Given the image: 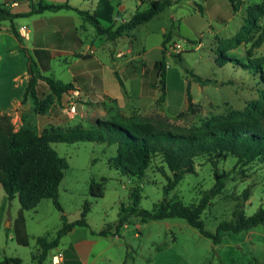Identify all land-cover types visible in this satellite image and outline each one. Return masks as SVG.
I'll use <instances>...</instances> for the list:
<instances>
[{
  "label": "rangeland",
  "instance_id": "rangeland-1",
  "mask_svg": "<svg viewBox=\"0 0 264 264\" xmlns=\"http://www.w3.org/2000/svg\"><path fill=\"white\" fill-rule=\"evenodd\" d=\"M154 1L126 0L128 8L124 16L130 18L136 12L133 10L134 2L139 3L140 11H143ZM96 2L78 0L77 3L93 7ZM258 6L264 9V0H238L237 11L233 10L229 0H172L164 12L135 30L133 40L136 46H147V49L161 47L163 28H167L166 36L172 31L173 35L166 45V48L171 47L173 50L170 52L166 49L168 68L165 80L173 106L177 107L178 112L185 107L178 116L168 113V116H162L154 111L148 118H166L175 125L195 129L207 124H237L241 121L238 114L251 108L260 99L263 84L258 76L244 71L242 67H235L231 63L220 67L216 59L219 51H224L229 56L246 60L247 52L258 34L254 35L252 43L243 41L238 44L236 40L248 12ZM261 24L264 25V16ZM177 45H181L182 49H175ZM180 53L182 62L174 57ZM254 53L264 56V44ZM19 64L18 59L11 72L6 62L0 63L2 87L7 86L8 77H13L19 71ZM187 70L204 80L216 82L206 87L190 83L193 97L191 110L185 106L190 82ZM40 101V113H45L51 105V99ZM60 114L65 121L69 120L63 112L60 111ZM3 116L7 114H0V126L4 124ZM76 118L72 121L75 125L60 129L91 128L97 123V119L77 123L79 117ZM14 127L16 130L17 127ZM36 131L40 135L51 129ZM53 147L69 163L59 190V203L65 216L69 222L79 220L85 202H91L87 221L97 233L114 230V221L118 219L121 204L132 203L130 196L134 187L142 189L140 206L145 210H153L165 198L171 205L197 207L204 193L215 184L216 174L224 172L230 176L225 190L200 215L207 231L215 234L220 223L230 221L238 203L247 216L264 208V163L260 161L243 166L237 159L229 157L220 159L214 165L208 157L198 158L194 172L186 174L177 188L166 195L167 177L172 174L160 157L153 159L144 178L139 179L122 173L123 169L127 171L126 168L133 171L134 162L129 156L120 163L115 160L117 145L80 142L55 143ZM102 179H106L105 196L94 198L90 194L91 181ZM247 190L250 198L245 202L244 193ZM20 212L19 199L10 202L0 185V250L3 257L19 255L27 264H33V257L38 250L37 238L46 236L53 239L62 227V213L52 199L43 200L35 210L23 211V216ZM24 224L26 233L27 227L29 231L27 246L17 243L16 230ZM12 237L14 242L11 241ZM95 252H103L98 264H264V226L241 234L224 233L223 242L215 244L183 219L150 221L146 224L133 219L120 231L118 239L111 235L100 238Z\"/></svg>",
  "mask_w": 264,
  "mask_h": 264
},
{
  "label": "trees",
  "instance_id": "trees-1",
  "mask_svg": "<svg viewBox=\"0 0 264 264\" xmlns=\"http://www.w3.org/2000/svg\"><path fill=\"white\" fill-rule=\"evenodd\" d=\"M32 1V0H30ZM234 11L238 10V0H229ZM172 0H156L144 11H137L128 22L116 27L113 24L115 16V6L110 0H100L97 12L90 15L81 12L82 15L91 22L97 32L106 35L110 40H116L136 30L139 26L150 22L159 14L164 12ZM32 10L26 14H12L4 6H0V22L11 21L18 18L30 17L42 14L46 11L58 12L61 10L74 9L70 5H50L41 2L38 7L31 6ZM202 12V8H200ZM264 16L263 7H256L248 12L241 28L240 36L236 42L252 43L254 35L258 38L252 43V47L247 52L246 60L229 56L224 51H219L216 63L224 67L231 63L235 67L239 66L250 74L258 76L263 89L260 90V99L252 104L245 112H240L241 121L234 123L207 124L199 129L182 127L175 125L168 119L158 117V119L141 118L133 116L129 118L120 117L118 119L98 120L91 128L74 127L69 130L52 128L43 134L28 128L16 131L12 118L3 116L4 124L0 126V185L5 191L8 200L11 202L19 199L21 212L35 210L43 200L52 199L56 208L62 213V227L53 239L46 236L39 237L37 244L41 253L38 259H47L49 251L57 248L61 240L76 228H89L87 221L91 212V202H85L81 212V218L74 222H69L59 203V190L65 177V172L69 168L67 159L61 157L53 147L55 143L75 144L80 142H95L107 145H117L118 155L115 160L119 163L126 156L132 158L134 170L126 168L122 170L124 175L130 177L144 178L154 158L160 157L162 162L171 172L167 177L168 184L165 194L168 195L175 190L183 181L186 174L194 172L195 161L198 158L208 157L209 161L216 165L222 158H235L243 166H247L255 161L264 163V56H257L254 52L264 44V25L261 18ZM102 20L111 23L109 28L102 26ZM13 34L21 40L17 28L12 25ZM172 31L164 38L163 59L156 64L158 68L159 86L161 95L158 105L166 99V45L172 37ZM174 57L178 62H182V54ZM29 74L31 76L26 97L31 96L37 112L40 109V98L37 92L39 81H44L50 91L60 101L64 94L73 89L72 84H65L51 76H44L38 70L37 64L29 59ZM189 79L187 97L189 110L193 107V97L190 91V83L194 82L201 87L215 84L212 80H204L192 71L187 70ZM165 169V168H164ZM162 171L165 170L162 169ZM230 176L228 173L216 174V182L213 187L206 191L201 203L197 207H184L171 205L165 198L156 204L153 210L141 208L142 189L134 187L131 191V204H121L118 219L114 223V230H105L100 233L92 232L94 235L107 237L120 236V231L129 225L133 219L139 223L146 224L150 221H163L169 219H183L193 228L212 239L215 244L223 242L224 233L241 234L249 232L257 227L264 226V208L259 209L252 216H247L242 210V205L237 204L233 218L230 221L220 223L217 232L211 233L205 229L204 222L200 215L208 208L213 199L218 197L225 190ZM106 179L101 181L92 180L90 184V194L94 198H103L106 193ZM250 198L249 191L244 193V201ZM23 216V215H22ZM17 240L19 244L27 246L29 239L26 233L25 224L18 229ZM160 250V248H159ZM37 258V257H35ZM19 258L6 257L0 264H21Z\"/></svg>",
  "mask_w": 264,
  "mask_h": 264
},
{
  "label": "crops",
  "instance_id": "crops-1",
  "mask_svg": "<svg viewBox=\"0 0 264 264\" xmlns=\"http://www.w3.org/2000/svg\"><path fill=\"white\" fill-rule=\"evenodd\" d=\"M85 1L91 0H83ZM110 1L115 6L113 24L116 27L128 22L141 10V5L134 2L133 10L136 12L127 18L124 16L128 8L126 0ZM41 2L50 5L68 4L74 9L46 11L18 18L13 23L0 22V63L6 62L9 71L13 72L16 60L20 61L19 71L7 78L6 87L1 86L0 80V114H7L12 118L16 131L31 128L44 132L46 129L65 128L70 124L75 125L72 121L77 119L64 120L60 111L63 112L66 95L59 101L44 81L38 82L37 92L40 99H51V105L45 113L36 111L31 96L25 98L31 78L29 59L37 64L42 75L82 88L83 97L78 106L77 123L133 116L148 118L154 111L162 116H168L167 113L178 116L185 110L184 107L178 112L177 107L173 106L166 80V99L157 105L161 91L156 64L164 56L163 42L160 48L147 49V46H136L133 40L135 30L116 40L99 34L81 12L94 15L100 0L93 7L78 4V0H0V6L16 15L31 12V6L38 7ZM101 23L104 28L111 26L103 21ZM13 24L21 40L13 34ZM167 33V28H163V41ZM185 106H188V97L185 99ZM92 231L90 227L74 229L61 240L57 248L49 251L44 261L38 259L41 253L38 245L33 264H51L56 251L64 253L62 264H98L103 258V252L96 253L95 250L102 236L94 235ZM27 233L29 234L28 227ZM11 241L14 242L13 237ZM17 243L19 245L18 240ZM6 257L19 258L22 260L21 264H27L19 255L3 257L0 250V263Z\"/></svg>",
  "mask_w": 264,
  "mask_h": 264
},
{
  "label": "built area",
  "instance_id": "built-area-1",
  "mask_svg": "<svg viewBox=\"0 0 264 264\" xmlns=\"http://www.w3.org/2000/svg\"><path fill=\"white\" fill-rule=\"evenodd\" d=\"M166 49H168L170 52L173 50L171 47ZM175 49H182V47L181 45H177ZM65 95L66 98L63 102L62 111L69 118L75 119L79 115L78 106L83 97V90L80 86H74L73 89H71ZM63 261L64 253L62 251H56V253L52 256L51 264H62Z\"/></svg>",
  "mask_w": 264,
  "mask_h": 264
}]
</instances>
